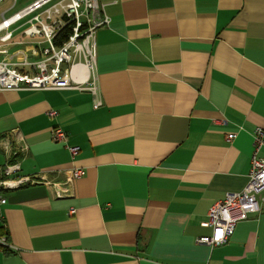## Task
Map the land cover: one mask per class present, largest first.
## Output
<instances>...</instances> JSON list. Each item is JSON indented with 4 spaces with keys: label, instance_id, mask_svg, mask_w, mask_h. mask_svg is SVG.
<instances>
[{
    "label": "crops",
    "instance_id": "0c3cea01",
    "mask_svg": "<svg viewBox=\"0 0 264 264\" xmlns=\"http://www.w3.org/2000/svg\"><path fill=\"white\" fill-rule=\"evenodd\" d=\"M101 1V106L88 89L0 90V179L11 159L49 180L3 192L0 264H264V202L228 243H197L264 129V0Z\"/></svg>",
    "mask_w": 264,
    "mask_h": 264
},
{
    "label": "built area",
    "instance_id": "2783aa9c",
    "mask_svg": "<svg viewBox=\"0 0 264 264\" xmlns=\"http://www.w3.org/2000/svg\"><path fill=\"white\" fill-rule=\"evenodd\" d=\"M7 0H0V5ZM12 4L0 13V90H45L62 88L88 89L94 94V107L102 105L97 98V33L110 24L111 19L101 0H35L23 8L9 13L17 4ZM19 33L21 37L16 38ZM25 37L40 39L34 42V53L24 49L12 51L10 46L26 43ZM36 57V58H35ZM49 118L58 115L56 109L47 111ZM233 135H229L232 139ZM52 139L65 144L75 156L80 147L68 144L69 135L60 126L52 130ZM264 129L258 127L254 133V150L251 156V172L247 186L228 192L216 201L208 211V223L213 229L211 235L198 237L197 243L212 247L226 244L235 232L239 222L262 210L264 202ZM27 149L20 145L17 155ZM10 154V157H11ZM9 157V158H10ZM19 162L8 159L2 165L0 179V204L7 202L3 192L23 185L49 182L41 176H16ZM82 167L68 171L66 183L83 176ZM63 193L58 192V196ZM71 209V213H75ZM0 245L8 246L6 235L0 236Z\"/></svg>",
    "mask_w": 264,
    "mask_h": 264
},
{
    "label": "rangeland",
    "instance_id": "374dc122",
    "mask_svg": "<svg viewBox=\"0 0 264 264\" xmlns=\"http://www.w3.org/2000/svg\"><path fill=\"white\" fill-rule=\"evenodd\" d=\"M13 0H7L6 3L0 5V12L5 10L7 7H9L12 4ZM31 0H18L17 4L9 11V13L15 12L21 8H23L27 3H29ZM21 48H25L28 53H34V48L31 43H26Z\"/></svg>",
    "mask_w": 264,
    "mask_h": 264
}]
</instances>
